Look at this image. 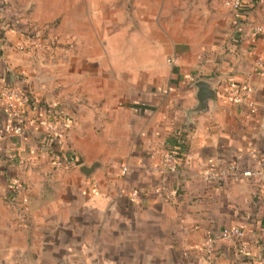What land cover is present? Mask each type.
Instances as JSON below:
<instances>
[{"label":"crops","instance_id":"0c3cea01","mask_svg":"<svg viewBox=\"0 0 264 264\" xmlns=\"http://www.w3.org/2000/svg\"><path fill=\"white\" fill-rule=\"evenodd\" d=\"M51 25L72 51L15 50ZM263 64L264 3L0 0V89L33 99L18 117L0 103V264H261L264 195L240 173L206 174L264 157ZM201 79L217 94L197 112ZM47 107L72 117L62 145L80 164L52 163ZM177 134L188 149L168 173Z\"/></svg>","mask_w":264,"mask_h":264},{"label":"built area","instance_id":"2783aa9c","mask_svg":"<svg viewBox=\"0 0 264 264\" xmlns=\"http://www.w3.org/2000/svg\"><path fill=\"white\" fill-rule=\"evenodd\" d=\"M231 7L235 11H239L241 9V0H226ZM260 3H264V0H260ZM260 32V29L257 28L254 31L253 39H255ZM59 42L56 38L47 36L42 37L40 35H37L36 32H32L29 34H25L22 39L15 45V48L23 53H40L41 51L56 49L60 47ZM172 61V60H170ZM264 66V64H263ZM233 97L238 102H243L245 99H249L250 97V90L248 88H244L242 93H236L233 92ZM0 103L7 108H9L13 114L14 117L19 116V108L18 105L27 106L30 102L28 97L23 93L21 89L18 87L5 85L0 89ZM250 103V102H249ZM70 130V125L66 119V117H63L59 120H52L47 125V132L50 136L58 139L61 144L64 143V140L66 139L68 132ZM15 131L20 133L22 131V126L17 125L15 127ZM162 156V166L164 170L168 173H174L179 168V162L178 158L174 153L169 151L168 149H163L161 152ZM76 164V161L74 159H70L64 163L58 162V167H69ZM241 174L242 176L251 179L253 182L256 183L258 186L260 192L264 195V157L260 158L257 162V165L253 168H248L243 171H239L237 165L235 163H231L228 166L221 168L216 171H209L206 174L207 180H213L222 182L225 178L230 177L234 174ZM14 191L18 194L19 192L23 191V186L21 184H16ZM17 194L15 196H17ZM15 200V198H13ZM12 199V201H13ZM28 203H29V197L24 194L20 201V209L22 212H25L28 209ZM231 236H235L238 239L242 240L245 238V233L241 228H235ZM209 248H211V245H208ZM241 251L247 252V246L244 243H241L240 245ZM261 264H264V256L261 260Z\"/></svg>","mask_w":264,"mask_h":264},{"label":"trees","instance_id":"16d2710c","mask_svg":"<svg viewBox=\"0 0 264 264\" xmlns=\"http://www.w3.org/2000/svg\"><path fill=\"white\" fill-rule=\"evenodd\" d=\"M258 4H260V0H241V8H243L245 5L255 8ZM26 34L30 35L29 32H27ZM23 93L28 97L29 102L32 103L33 99L25 92ZM46 111L47 113L53 114L54 116L53 120H59L63 117H66L71 127L73 119L71 116L66 114L65 111L59 112L54 107H47ZM50 147H51L50 149L51 160L54 166H57L58 162L64 163L70 159H74L76 161V164H80L82 162V160L74 152L65 150L63 145L60 143V141L52 136H51ZM167 149L176 155L179 164H181L184 160L185 153L188 149L187 136H184V134L183 135L177 134L175 136L173 143H170Z\"/></svg>","mask_w":264,"mask_h":264},{"label":"water","instance_id":"95a60500","mask_svg":"<svg viewBox=\"0 0 264 264\" xmlns=\"http://www.w3.org/2000/svg\"><path fill=\"white\" fill-rule=\"evenodd\" d=\"M195 86L197 88V100L198 105L195 109L197 112H201L207 109L208 102L210 100L216 99V90L213 89L212 85L206 80H198L195 82ZM99 166L98 163H94L91 166L86 164H82L80 166V171L84 173L86 176H90L92 172Z\"/></svg>","mask_w":264,"mask_h":264},{"label":"rangeland","instance_id":"374dc122","mask_svg":"<svg viewBox=\"0 0 264 264\" xmlns=\"http://www.w3.org/2000/svg\"><path fill=\"white\" fill-rule=\"evenodd\" d=\"M225 4L228 5V6H230V8H231V5L226 0H225ZM57 22H59V20H56L53 23L51 22L50 24H57ZM52 26H54V25L47 26V27H43V28H37V29L33 30V32L34 33L36 32L37 35H40L42 37L51 36V37L56 38L58 40V42H59L58 45L60 47H58L56 49L54 48V49H51V50H46L44 52L41 51L39 53V55H41L43 57H50V56L52 57L53 56V58H55L54 57L56 55L55 53L58 52V50L61 51V54L62 55H64L67 52L72 51V49H74L73 46H72V44H71L72 42H70L68 40H64L63 38H61V36H59L58 34H56L53 31ZM15 50H17V49L15 48ZM17 51H19V50H17Z\"/></svg>","mask_w":264,"mask_h":264}]
</instances>
